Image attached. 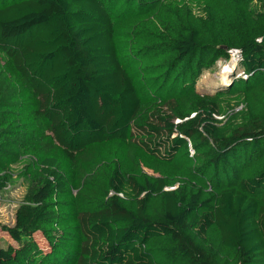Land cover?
<instances>
[{"label":"trees","instance_id":"obj_1","mask_svg":"<svg viewBox=\"0 0 264 264\" xmlns=\"http://www.w3.org/2000/svg\"><path fill=\"white\" fill-rule=\"evenodd\" d=\"M15 165L0 264H264V0H0V190Z\"/></svg>","mask_w":264,"mask_h":264},{"label":"rangeland","instance_id":"obj_2","mask_svg":"<svg viewBox=\"0 0 264 264\" xmlns=\"http://www.w3.org/2000/svg\"><path fill=\"white\" fill-rule=\"evenodd\" d=\"M240 62L236 59H221L212 68L205 70L197 83L199 91H224L228 89L234 78L240 76ZM243 110L236 107L229 114ZM21 165L13 166L14 175L7 186L0 190V224L13 226L18 209L27 205L29 182L20 174ZM151 172V170H149ZM17 245L4 231L0 230V247L6 248L9 244Z\"/></svg>","mask_w":264,"mask_h":264},{"label":"built area","instance_id":"obj_3","mask_svg":"<svg viewBox=\"0 0 264 264\" xmlns=\"http://www.w3.org/2000/svg\"><path fill=\"white\" fill-rule=\"evenodd\" d=\"M229 56L232 58V60L236 59V60H238L239 62H241V60H242V53H241L240 50H236V49H234V50H230V51H229ZM230 57H229V58H230ZM239 77L246 79V78H247V74L244 73V72H241ZM215 117H216L217 119H219V120H221V119L224 118L223 116H215ZM119 195H120L121 197H123V194H122V193H120Z\"/></svg>","mask_w":264,"mask_h":264}]
</instances>
